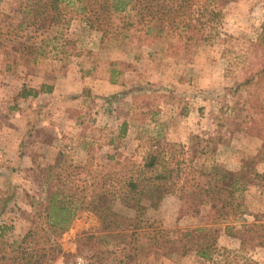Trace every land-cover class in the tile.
<instances>
[{
	"label": "rangeland",
	"instance_id": "obj_1",
	"mask_svg": "<svg viewBox=\"0 0 264 264\" xmlns=\"http://www.w3.org/2000/svg\"><path fill=\"white\" fill-rule=\"evenodd\" d=\"M16 2L0 0V10L10 12ZM222 13L219 31L233 36L237 55H223L216 41L177 53L156 42L141 46L134 58L122 44L104 37L107 44L99 47L102 35L74 20L47 27L34 38L37 43L40 37H51L61 29L75 39L79 53L68 50L63 62L53 53L28 64L25 56L10 50L5 58L0 48V264H12L13 253L6 244L17 242L32 221L41 224L60 249L43 264L77 258L81 264H99L97 251L125 245L122 231L102 232L97 218L83 211L75 212L65 231L45 227L37 215L48 190L43 175L59 151L75 164L86 163L103 172L101 168L116 159L137 157L136 145L148 134L182 146L186 159L195 165L215 163L232 171L245 186L235 194L240 212L236 226L242 220L264 222V190L250 174L253 168L264 175V157L258 156L261 141L234 129L244 114V93L238 95L234 88L249 65L245 54L252 57L254 52L248 44L255 42L260 31L264 0H232ZM102 59L122 63L118 81L111 83L105 74L96 72ZM87 70L92 73L86 75ZM41 84L50 85L49 92L26 98L17 95L22 85L37 90ZM208 136H221L224 141L209 143L200 154L202 141ZM193 191L191 181L180 180L156 209L147 210L148 221L167 230L168 236L176 234L177 228H204L208 206L194 203ZM182 203L185 212L177 217ZM191 203L195 205L189 206ZM224 227L223 223L212 224L218 252L211 262L192 249L183 255L158 251L137 260L139 264H220L233 253L238 264H264V247L239 252L238 241ZM82 233L93 234L94 244L77 251L73 239ZM103 257V263H108L109 258Z\"/></svg>",
	"mask_w": 264,
	"mask_h": 264
},
{
	"label": "trees",
	"instance_id": "obj_2",
	"mask_svg": "<svg viewBox=\"0 0 264 264\" xmlns=\"http://www.w3.org/2000/svg\"><path fill=\"white\" fill-rule=\"evenodd\" d=\"M229 1L232 0H18L10 12L0 10V48L5 58L10 50L25 56L24 62L28 64L53 53L63 62L68 50L74 55L79 53L75 39L65 36L61 29L51 37H40L37 43L34 38L47 27L74 20L102 35L99 47L107 44L104 37L116 45L122 44L134 58L138 57L141 46L156 42L177 53L216 41L222 46L223 55H237L232 47L233 36L219 31L222 8ZM248 48L254 52L252 57L245 54L249 65L234 88V93H244V114L234 129L240 128L244 134L260 139L258 156L264 157V19L255 42H250ZM99 63L96 71L99 75L105 74L111 83L118 81L121 62L102 59ZM84 73L90 75L92 70ZM50 88L47 84H41L37 90L22 85L17 95L34 97L40 92H49ZM124 127L123 123L120 131ZM223 141L221 136H208L203 139L199 153L209 143ZM137 150L140 152L137 157L116 159L107 168L102 167L103 172L92 170L86 163L75 164L63 152H57L53 162L45 166L43 177L48 190L37 211L41 223L65 231L75 212L83 211L97 218L102 232L122 231L126 244L116 250L97 251L99 264H139V256L158 251L183 255L188 249L211 262L213 254L218 252L214 223L225 225L226 233L238 241L239 252L264 247V222L242 220L238 226L235 224L240 214L235 194L245 186L232 171L215 163L195 165L186 159L182 146L157 134L145 136L136 145ZM250 174L264 190V175L253 168ZM184 179L193 185V202L208 206L207 223L204 228L193 231L177 228L176 234L168 236L167 230L154 227L148 221L147 210L156 209L162 198L171 194L175 185ZM185 207L184 203L179 205L177 217L184 214ZM73 243L77 251L90 248L94 235L82 233ZM6 246L13 253L12 264H43L44 259H53L60 253L59 246L36 221L31 222L17 242ZM103 256L109 258L108 263H103ZM234 256L232 253L229 260L222 259L220 264H238Z\"/></svg>",
	"mask_w": 264,
	"mask_h": 264
},
{
	"label": "built area",
	"instance_id": "obj_3",
	"mask_svg": "<svg viewBox=\"0 0 264 264\" xmlns=\"http://www.w3.org/2000/svg\"><path fill=\"white\" fill-rule=\"evenodd\" d=\"M81 263L82 262H81V260L79 258H77L76 260H73V261H71V260L67 261V260H63V259H58V260H56L54 262V264H81Z\"/></svg>",
	"mask_w": 264,
	"mask_h": 264
},
{
	"label": "crops",
	"instance_id": "obj_4",
	"mask_svg": "<svg viewBox=\"0 0 264 264\" xmlns=\"http://www.w3.org/2000/svg\"><path fill=\"white\" fill-rule=\"evenodd\" d=\"M253 252V251H252Z\"/></svg>",
	"mask_w": 264,
	"mask_h": 264
}]
</instances>
